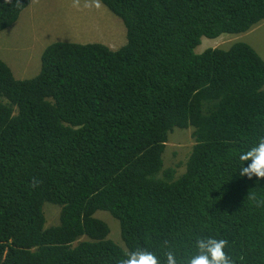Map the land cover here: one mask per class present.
<instances>
[{
	"label": "trees",
	"instance_id": "obj_1",
	"mask_svg": "<svg viewBox=\"0 0 264 264\" xmlns=\"http://www.w3.org/2000/svg\"><path fill=\"white\" fill-rule=\"evenodd\" d=\"M98 1L123 22L119 49L54 42L29 79L0 59V264H121L136 248L163 259L166 241L183 251L201 236L264 264V179L235 167L264 136V60L239 41L195 52L264 22V0ZM29 3L0 0V31ZM174 129L191 130L192 149L165 167Z\"/></svg>",
	"mask_w": 264,
	"mask_h": 264
},
{
	"label": "rangeland",
	"instance_id": "obj_2",
	"mask_svg": "<svg viewBox=\"0 0 264 264\" xmlns=\"http://www.w3.org/2000/svg\"><path fill=\"white\" fill-rule=\"evenodd\" d=\"M236 41L249 44L264 60V22L251 31L234 36L215 40L203 37L195 52ZM54 42L99 43L116 50L126 42L125 27L98 0H30L18 20L0 31V59L10 68L14 78L29 79L39 72L45 47ZM168 139L166 147L172 153L164 152L165 167L178 162L185 164L192 149L191 130L174 129ZM186 152L188 156L182 161ZM54 206L46 203L43 206L50 223L57 219L58 211ZM94 217L105 220L111 229L110 239L120 241L117 220L105 211H96Z\"/></svg>",
	"mask_w": 264,
	"mask_h": 264
},
{
	"label": "clouds",
	"instance_id": "obj_3",
	"mask_svg": "<svg viewBox=\"0 0 264 264\" xmlns=\"http://www.w3.org/2000/svg\"><path fill=\"white\" fill-rule=\"evenodd\" d=\"M235 167L241 177L249 180L255 177L257 183L264 179V136L259 137L255 143L240 152L235 158ZM228 246L227 239L213 236L195 238L190 248L183 251L175 244L166 241L163 246V259L156 251L136 248L125 254L121 264H235L226 251Z\"/></svg>",
	"mask_w": 264,
	"mask_h": 264
}]
</instances>
